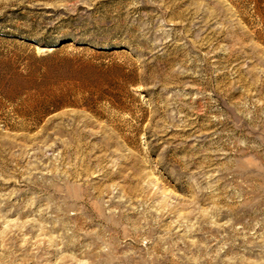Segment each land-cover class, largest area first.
Returning <instances> with one entry per match:
<instances>
[{
    "label": "rangeland",
    "instance_id": "rangeland-1",
    "mask_svg": "<svg viewBox=\"0 0 264 264\" xmlns=\"http://www.w3.org/2000/svg\"><path fill=\"white\" fill-rule=\"evenodd\" d=\"M0 264H264V0H0Z\"/></svg>",
    "mask_w": 264,
    "mask_h": 264
}]
</instances>
